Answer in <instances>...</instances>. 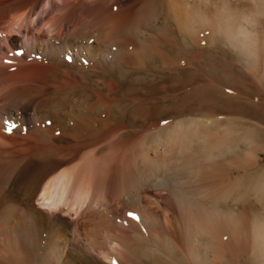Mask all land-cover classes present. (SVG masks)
<instances>
[{"label":"bare ground","instance_id":"6f19581e","mask_svg":"<svg viewBox=\"0 0 264 264\" xmlns=\"http://www.w3.org/2000/svg\"><path fill=\"white\" fill-rule=\"evenodd\" d=\"M157 1L0 0V264H264V166L244 142L256 128L177 109L143 118L150 143L123 141L119 100L85 94L89 66L111 78L143 68L167 34L197 36L199 21L253 55L264 0ZM104 144L126 147L120 161L100 162Z\"/></svg>","mask_w":264,"mask_h":264},{"label":"rangeland","instance_id":"374dc122","mask_svg":"<svg viewBox=\"0 0 264 264\" xmlns=\"http://www.w3.org/2000/svg\"><path fill=\"white\" fill-rule=\"evenodd\" d=\"M125 1L126 4L123 5V9L124 7L125 9L130 7L135 8L133 4L138 5L148 0ZM166 1L158 0L155 4H159V2L165 3ZM242 2L243 4H241L245 7L246 2ZM203 5L202 9L206 14L208 12V15L212 14V12L215 13V8L210 2H205ZM117 8L118 7H115L114 10H117ZM254 19H252V23L256 27L255 34L257 33V35L255 36L256 40H258L254 42V52L251 57L239 52L228 39L226 31L221 27H215L216 23L212 21L204 24L199 21V23L196 22L197 26L193 25V33L196 31L197 33H195L197 36L195 34H193V36L179 34L178 37H176V35H171V33L167 34L168 41L164 45L158 44L156 46L159 52L163 53V56L159 58L153 56L154 58L152 57L151 60L147 59L143 63V68H136L134 71L126 72V67L123 68L124 65L116 67L112 74V79L111 76L106 74H96L95 72H97V70H93L87 65L91 72L85 76L87 83V87L84 90L85 94L94 97L93 94L101 90L110 93L111 97L113 96L115 100L120 101H118V104L119 106L122 105L120 109H123L121 113L125 112L123 113L124 115L121 114L124 117H122L121 120L125 122V127L120 139H124L123 141L129 138H138L140 141L145 134L147 143L154 140L156 135L152 133H154L156 129L145 130L148 124L145 123V125L143 123V118L149 121L152 119L155 120L158 116H154V113L158 111L165 112L163 115L165 117L173 114L174 111L178 109L180 110V114L183 115H192V113H195L207 117L210 116L212 118L216 117V119L219 120H230L233 122H230L233 126L239 123L252 126L256 128L259 133L251 136L252 133L246 132L251 137L248 136L250 139L247 137V140H244L246 143V146H244L251 154L253 153L252 158H257L256 160L259 162V166H264V77H262L264 76V72H262L264 71V33H261L263 32L262 25L264 19H259L258 17L257 22H254ZM172 23L174 22H171L169 26L167 25V29L171 31L177 30L178 27L176 24ZM198 28L199 30H197ZM149 34L145 36L146 39L143 41L147 43L150 41L152 43L156 35L153 32ZM173 34L176 33L173 32ZM162 58L165 61H162ZM178 62L181 66H178ZM170 64L171 66L174 64L171 67L172 69L170 68ZM175 65L180 68H176ZM140 69H144L145 71L142 70L140 73V71H138ZM170 70L172 71L170 72ZM94 88H96L95 90L97 91H95ZM135 99L138 102L134 101ZM130 103L133 105H129ZM142 106H145L144 111H142L137 118L130 119L131 111L136 107L140 108ZM141 109H143V107ZM116 113H119V108ZM132 115L136 116L134 113H132ZM227 126L229 128V125ZM233 126L231 129H233ZM234 129L237 132L239 127L235 126ZM235 131H233L231 136L236 134ZM234 138L235 137H233V139ZM251 139H254V142L250 141ZM236 140L237 138L235 141ZM236 142L239 143L240 140ZM104 145L105 146L102 147L105 149L103 148L104 151L101 155L100 162L102 160L107 161L110 158L109 156H113L115 153L119 155L115 154L116 158L114 156L113 160L117 162L118 160L120 161L126 147L124 148L121 146V149L118 148V150H121V154L117 152L118 150L112 148V151L110 150L112 152L111 154L108 150L110 149L109 146H107L108 144ZM215 155L217 158L219 157L218 154ZM107 157L109 158L107 159ZM235 157L236 156L233 154L231 157L226 158L225 161L231 159V161L234 162L235 160L233 159H235ZM217 161L223 162L224 159L219 160L218 158ZM235 165L236 163H233L232 169L230 170V175L232 177L237 174L234 171ZM251 169H253V167H251ZM249 170L250 167L248 171ZM249 172H252V170ZM252 181L253 180L248 182V186H252L250 184ZM44 249L41 248L39 251L40 258L44 254ZM248 250L250 251V248H248ZM242 256L243 257H241V255H235L231 260H235V264H259L257 260L252 261L251 258H247V255L246 258L245 255ZM215 261L217 264L222 263V259L220 260L219 258H215Z\"/></svg>","mask_w":264,"mask_h":264},{"label":"snow or ice","instance_id":"6c2138e0","mask_svg":"<svg viewBox=\"0 0 264 264\" xmlns=\"http://www.w3.org/2000/svg\"><path fill=\"white\" fill-rule=\"evenodd\" d=\"M10 54H15V55H21L22 53L17 51L15 53H10ZM68 59H71L70 57H68ZM6 124H8L9 122L5 121ZM16 127L15 124H10L9 127L6 129L7 131L11 132L12 128ZM132 219H138V217H136L133 213H129L128 214ZM113 264H115V262H113Z\"/></svg>","mask_w":264,"mask_h":264}]
</instances>
